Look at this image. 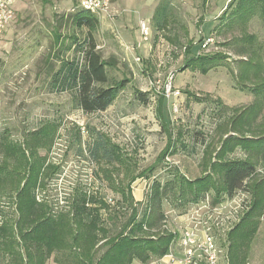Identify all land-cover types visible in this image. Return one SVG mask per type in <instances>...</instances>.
Segmentation results:
<instances>
[{
    "label": "rangeland",
    "instance_id": "obj_1",
    "mask_svg": "<svg viewBox=\"0 0 264 264\" xmlns=\"http://www.w3.org/2000/svg\"><path fill=\"white\" fill-rule=\"evenodd\" d=\"M170 4L166 27L153 31L152 50H122L112 34L99 30L103 58L116 61L112 75L129 83L105 112L85 114L69 92L49 86L50 69L59 66L56 59L51 67L47 61L59 49L53 35L59 33L68 44L71 28L66 18L75 0H14V20L0 41V166L14 170L7 182L0 183V227L4 225L7 233L18 239L16 195L18 181L27 175L15 167L18 155L4 153V143L21 147L30 162L42 159L36 199L52 212L68 210L76 191L104 197L117 214L108 226L113 236L131 212L130 197L141 213L155 181L163 184L176 172L190 180L210 172L208 168L204 173L203 142L211 146L207 152L214 158L228 136L223 134L233 109L259 104L257 122L264 119V0H228L223 10L215 0ZM208 38L212 43L202 50ZM191 54L208 59L207 74L199 65L187 67ZM64 58H72V53ZM195 96L203 102L196 103ZM98 134L114 147L112 162L96 161L86 149ZM168 142L174 145L173 153L162 158ZM230 157L242 159L245 154L236 150ZM154 166L153 173H147ZM255 177L264 179V166L257 165ZM213 197V192L206 193L212 207L225 205V199L213 204ZM231 201L232 219L214 223L219 264H230L228 234L250 210L251 194L241 190ZM200 202L181 207L172 196L165 199L164 220L156 230L180 233L189 224L185 215ZM3 241L0 233V264L19 257L26 260L21 246H15L19 256L4 252ZM46 264H56L54 256ZM244 264H264V214Z\"/></svg>",
    "mask_w": 264,
    "mask_h": 264
},
{
    "label": "trees",
    "instance_id": "obj_2",
    "mask_svg": "<svg viewBox=\"0 0 264 264\" xmlns=\"http://www.w3.org/2000/svg\"><path fill=\"white\" fill-rule=\"evenodd\" d=\"M241 9L240 6L238 10ZM170 10V0H161L152 18L153 31L166 27ZM262 11L264 15V8ZM66 23L71 28L68 44L62 41L59 33L53 35V42L59 49L47 61L49 59V66H52L51 60L56 59L59 66L50 69L49 86L52 90L69 92L77 108L85 114L105 112L129 81L113 76L111 72L116 61L103 58L97 42L100 21L96 16L75 4L74 10L67 15ZM70 52L72 58L65 59L64 55ZM188 52L191 53L190 49L186 55ZM206 60L199 54H191L187 67L199 65L205 75L208 71ZM195 101L203 102L196 96ZM233 113L226 121L227 130L223 134L228 136L222 139L214 158L207 152L211 146L203 142L206 149L203 162L207 165L204 173L208 172V168L210 172L195 180L176 172L163 184L155 181L141 213L130 197L131 212L113 236H110L108 226L111 225L109 222L117 219V214L111 212L104 197L76 191L68 210L62 208L52 212L51 207L36 199L42 159L30 162L21 147L4 143V153L18 155L20 159L15 167L27 175L18 181L16 195L19 217L14 228L18 239L7 233L4 225L0 227L4 237L2 250L9 256H19L15 246H21L26 260L19 257L6 264H46L51 256H54L56 264H149L167 255L176 238L175 234L156 230L164 220L162 208L165 199L172 196L182 207L213 192V204H218L245 190L251 194V208L228 234L229 263L244 264L246 249L257 231L259 218L264 214V179L257 180L255 177L257 165L264 166V119L257 122L259 104L244 109L235 108ZM219 129L223 131V128ZM86 149L92 157H96V161L112 162L116 157L114 147L107 144L100 134L96 135L94 144H87ZM173 150V143L168 142L161 157L173 153ZM236 150L243 152L245 157H230ZM211 159L215 162H211ZM7 168L0 166V174L5 175L0 178V183L7 182L14 173V170L7 172ZM154 169L155 166L149 168L147 173L152 174ZM15 174L22 173L15 171Z\"/></svg>",
    "mask_w": 264,
    "mask_h": 264
},
{
    "label": "built area",
    "instance_id": "obj_3",
    "mask_svg": "<svg viewBox=\"0 0 264 264\" xmlns=\"http://www.w3.org/2000/svg\"><path fill=\"white\" fill-rule=\"evenodd\" d=\"M76 3L78 8L91 13L99 20L113 19L112 0H77ZM14 17V0H0V41L13 22ZM139 31L141 41L148 42L151 33L144 21L139 23ZM211 43L212 39L208 38L201 44V49L204 50ZM140 46V44H137L128 49L136 50ZM135 60L137 62L140 61L139 58ZM229 200L231 198L225 199L222 202L225 203L224 206L217 205L216 207H212L205 195L201 199V205L192 211V213L185 215L188 218L189 224L184 226L180 233H173L176 235V238L168 254L164 256L168 264H219L220 250L216 245L213 235L214 223L221 219H232V207L230 206L233 201L229 203ZM200 211H204L203 214H200ZM225 211L226 213H224ZM177 250L181 253V257L176 256Z\"/></svg>",
    "mask_w": 264,
    "mask_h": 264
},
{
    "label": "crops",
    "instance_id": "obj_4",
    "mask_svg": "<svg viewBox=\"0 0 264 264\" xmlns=\"http://www.w3.org/2000/svg\"><path fill=\"white\" fill-rule=\"evenodd\" d=\"M161 0H112V16L113 19H101L100 32L104 35L112 34L118 41L122 50H129L133 46L140 44V48L136 50H152L153 30L151 26L152 18ZM77 0H75V4ZM228 0H215V5L219 10H223ZM219 12V11H218ZM209 18L210 22L216 18L217 13ZM206 17V16H205ZM208 18H204V22H208ZM144 21L150 29V38L148 42L140 40L139 23ZM8 31V30H7ZM6 34V33H5ZM6 35H4L5 37ZM176 256L181 257V253L177 250ZM149 264H168L165 257L155 260Z\"/></svg>",
    "mask_w": 264,
    "mask_h": 264
}]
</instances>
